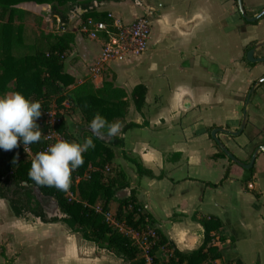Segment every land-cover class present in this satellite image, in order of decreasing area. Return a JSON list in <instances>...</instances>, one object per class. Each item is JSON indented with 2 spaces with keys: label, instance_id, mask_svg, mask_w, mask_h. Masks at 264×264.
Listing matches in <instances>:
<instances>
[{
  "label": "crops",
  "instance_id": "obj_1",
  "mask_svg": "<svg viewBox=\"0 0 264 264\" xmlns=\"http://www.w3.org/2000/svg\"><path fill=\"white\" fill-rule=\"evenodd\" d=\"M151 2L153 0H93V6L99 13L109 12L124 21L147 15L151 24L159 25L161 33L167 32L173 37L180 56L179 64H175L176 73L188 76L190 81H180L178 77L171 81L163 74L158 76L159 80H154V64L151 70L132 78V72L121 67L124 64H118L117 60L101 62L99 41L78 33L77 25L81 20L78 18L73 31L69 29L74 33V40L64 59V72L73 79L67 88L84 81L98 88L103 81H108L124 91L129 105L121 129L115 136L123 141L119 148L128 164L122 168L112 159L111 163L123 173L128 184L125 188L134 192L142 211L150 214L153 225L180 251L196 249L202 242L203 229L192 218L193 214L196 213V218L213 215L222 224L218 235L224 237L220 242L216 235L213 241L222 253V258L215 264L227 261L232 264L236 261L264 264V178L254 171L256 158L250 170L227 157L216 156L219 149L206 131L212 125L232 131L238 129L244 107L238 97L244 93L246 96L250 85L264 75V67L245 59V52L251 46L245 47L257 37H251L249 26L239 29L241 19L232 0H214L217 8L214 11V7L206 9L197 5L178 9L174 3L160 9ZM242 3L243 6L245 3V9L252 7L257 12L264 9V0H249L247 3L242 0ZM117 10L127 12L129 18H123L120 13L122 17L116 16ZM178 22L181 27L193 22V27L189 33H182L177 28ZM208 28L214 29L210 39L215 48L213 53L204 45L191 43L195 32ZM154 36L150 25L146 49L134 57L141 59L148 47L160 40H154ZM233 37L236 39L235 55L227 56L224 61L214 55L215 50L229 47ZM260 39H264V34ZM254 55H260L257 49ZM232 69L236 73L231 76ZM237 80L240 85L233 88ZM137 84L146 87L145 103L140 112L134 110L129 100L130 91ZM214 106H220L223 112L208 118L205 111ZM227 106L228 110H224ZM246 112V124L241 134H217L227 150L243 163H248L252 152L264 142V92L251 94ZM126 124L135 126L122 131ZM129 132L137 135L132 142L127 138ZM135 163L145 172L137 173ZM225 170L227 174L223 179ZM116 207L117 202L112 200L109 215L114 217ZM59 223L42 222L31 215L16 217L7 201L0 198V264H42L39 258L50 257L57 246L65 252L63 255L71 260V264H129ZM33 252H37L38 260Z\"/></svg>",
  "mask_w": 264,
  "mask_h": 264
},
{
  "label": "trees",
  "instance_id": "obj_2",
  "mask_svg": "<svg viewBox=\"0 0 264 264\" xmlns=\"http://www.w3.org/2000/svg\"><path fill=\"white\" fill-rule=\"evenodd\" d=\"M234 2L236 4V0ZM23 3L48 5L50 17L62 28L67 27L68 12L74 11L75 8L84 10L79 17L81 20L87 17L106 18L105 13L96 11L93 0H0V95L9 91L20 92L32 101H39V118H44L52 103L61 107L62 102L67 99L71 109H78L85 126L89 127L95 113H100L108 122H122L129 101L124 91L114 87L111 82L103 81L100 87L95 88L90 82L84 81L71 89L67 88L73 79L64 72V59L74 40L73 32L66 29L54 34L38 31L32 43L23 42L21 24L27 15L26 11L19 7ZM16 20L19 23H16ZM9 83H12L11 86ZM65 88L68 89L66 94L63 93ZM145 95L146 87L143 84H137L131 89L129 100L135 111L140 112L145 103ZM37 125L39 129L48 127L42 119ZM63 125L61 120L56 129L62 132L65 140L73 139V135L66 133ZM131 126L135 124L124 125L122 131ZM214 127L215 125L207 127V133ZM86 132L95 146L83 153L84 163L71 174L67 190L72 195L76 194L75 198H69L67 190L36 185L28 177L32 159L22 155V145L19 142L18 146L10 151L0 150V198L7 201L14 216L24 217L29 214L42 222H61L71 232L79 233L83 240L105 249L129 264H215L217 259L222 258L221 251L213 243L222 226L216 216L200 215L196 218V213L193 214L192 218L203 229V239L196 249L183 252L153 225L150 214L142 211L133 191L126 199H116L115 192L128 184L124 181L121 171L106 176L103 167L111 163V147H121L123 141L114 135L112 142H104L92 132ZM103 132L107 133L106 127L100 133ZM77 133L76 137H79V130ZM46 140L41 133L40 140L28 146L32 152L37 153L46 146ZM218 149L216 156L226 157L219 147ZM135 170L137 173L144 171L138 163H135ZM226 174L227 170L223 179ZM31 186L38 187L43 195L54 197L65 216L60 219L46 218L31 191ZM112 200L117 202L114 213L117 223L136 233L146 232L151 228L154 235L147 237L149 247L146 252L149 262L139 255L140 249L134 238L113 227L105 218ZM97 202H100V210L95 208ZM218 239L222 242L224 237L218 235ZM160 248L168 250L167 260H160L156 256ZM225 264L232 262L227 261ZM234 264L242 263L236 261Z\"/></svg>",
  "mask_w": 264,
  "mask_h": 264
},
{
  "label": "rangeland",
  "instance_id": "obj_3",
  "mask_svg": "<svg viewBox=\"0 0 264 264\" xmlns=\"http://www.w3.org/2000/svg\"><path fill=\"white\" fill-rule=\"evenodd\" d=\"M248 1L249 0H246V3ZM232 2L233 4H235L234 0H232ZM158 3H160V6L158 5ZM171 3H174V5L178 9H187V8L194 7L195 5L201 6L202 8L204 7L206 9H211L214 7L212 11L217 9L215 5L216 2H214V0H153V2H151V4L155 8H160V9L166 8V6L168 7ZM242 6H243V3H242ZM19 7L25 10L27 13V15L25 16V19H23L22 24H21L23 27V37L22 38H23L24 43L26 44L32 43L33 39L37 37L36 35L38 31L39 32L41 31L42 33H45V34H48V33L54 34L57 32H61L63 30L61 29L62 26H60L58 22H56L50 17V11H49L48 5L37 6L32 3L30 4L25 3V4H21ZM244 7H245V3L243 6V9L246 15L249 17L258 13L257 11L253 10L252 7H247L246 9ZM115 12H116L115 13L116 16H120V17L123 16V18H129V15L127 14V12L125 13V11L117 10ZM68 13L71 14V12H68ZM119 13L123 15L121 16ZM15 22L19 23L18 20H16ZM75 24L76 23H74V27H75ZM246 26H249L248 27L249 34H251V37H257V38L251 39V42H249V44L245 48H247L248 46H252V44H256L257 41L263 40V39L259 40V37L262 38L264 34V15L253 23L247 22L245 20L244 22L242 20L239 21V29L241 28L245 29ZM64 29H66L67 31H70V30L73 31V27H69V25ZM212 30L214 29L208 28L203 32L202 31L195 32V34L191 37V43L193 45L195 44L204 45V47L210 48V50L213 53L215 48L213 47L212 42L210 40L213 34L211 32ZM151 31H153L155 35L154 40L155 39H160V40L156 42L154 45L149 46L148 50L146 51V54H143V57L141 59L140 57L133 56V57H126V58L118 59L116 62L118 64H124L120 66L121 67L125 66L126 68H128V70L132 72L131 73L132 78L136 76V74H140L142 71H148L149 69L151 70V65L154 64L156 71L159 72L158 74L156 73V71L153 73V74H156L155 76L153 75L154 80L156 79L159 80L158 76H161L163 74L166 76L168 80H171V81H174L176 77H178L180 81H185V82L190 81L188 76H185V75L180 76V74L176 73L175 64L176 63L179 64L180 56L176 50L177 48L176 42L173 41L172 39L173 37L171 36V34L167 32L165 34L161 33L159 25L155 22L151 24ZM232 39L233 41L230 43L229 47L223 46L222 48L215 50L214 55L216 54L218 57L223 58V61L226 60L227 56L229 57V55H235V53L237 52L236 48L234 47V43L236 39L235 37H233ZM219 40L221 41L222 37L219 36ZM257 53H259L260 54L259 56L261 57L264 56V45L257 48ZM256 64L260 65L259 67L261 68L264 67V61L257 62ZM115 66L116 65H114L113 67ZM261 68H258V70L262 71ZM235 73H236V70H234L230 75L232 76ZM165 76H164V80H165ZM9 84H12V83H9ZM239 85L240 84L237 80V83L233 84V88H237ZM67 92H68V89L65 88L63 93L66 94ZM260 92L261 93L264 92V82H262L259 86H257V88L255 89V92H253V96L257 95V93H260ZM6 94H10V93H6ZM244 98H245V93L240 94V96L238 97V100L242 102V105L244 102ZM61 105H62L61 107H58L57 104L52 103V105L50 106V110L47 113H45L44 118H38L37 120V123H38L40 122V119H42L44 123L48 125L47 128L44 129L41 127L40 129V132L43 133L45 138H47L46 146L48 145L51 146L57 141L65 140L64 136L62 135V132L56 129V126L59 125L61 120L63 121V124H64L63 126H64V129L66 130V133H70L71 135H73V139L67 140V141L82 143L85 138L91 139V136L86 132V130L78 128L79 126L83 125L81 121L80 112L78 111V109L76 108L71 109L67 99L64 102H62ZM217 107L216 106L211 107V110L205 111V115H207L208 118L209 117L212 118L218 114H221L223 111L220 110V106H217ZM228 108L229 106H227V108H224V110H228ZM238 114H240V108H238ZM53 121L56 124L54 127H53L54 124H50ZM78 130H79V134L81 133V135H79V137H76V135L78 134L77 133ZM135 132L138 133L140 132V130H135ZM102 134H106V133L103 132ZM136 136H137L136 134L130 135V132L127 134V138L130 142H132V140H135ZM211 140L213 141V143H215L213 139ZM216 145L215 147L217 149L218 145L217 146ZM263 145H264V142L262 146ZM111 148L113 149V152H112L113 162L117 164L118 167L125 168L126 164L128 163L123 158L121 149L119 147H111ZM22 155L25 156V153L23 152V150H22ZM255 158H256V162L254 166V171L258 173L260 178H264V151L261 150L259 156ZM105 166H108V167L105 168ZM105 166L103 167V171L106 176H110V175L112 176L114 172L117 171L116 167L113 166L112 163H109ZM0 167H1V164H0ZM74 197H76V194L74 195ZM95 208L97 210H100V202L96 203ZM109 213L111 212L108 211L107 215L110 218L109 221L111 222L113 215L112 214L109 215ZM26 216H30V215L26 214ZM59 224H61L62 226L66 228V225H64L63 223H59ZM120 228L122 232L126 233V231H128V229L123 226H120ZM149 232H151V228H149L148 232H141V233H138L137 235L135 234L134 239L140 249V252H139L140 256L144 255L149 247L148 246L149 244L147 243V237L150 235ZM75 234L78 237H80L79 233H75ZM63 253L65 252L61 251L60 246H57L56 250L52 251V255L50 257L48 256L45 259H41V258L39 259L41 260L42 264H71L70 262L71 260H67L64 257ZM33 255L38 260L37 252H33ZM168 255H169V252L165 248H160L156 252V256L160 260H167Z\"/></svg>",
  "mask_w": 264,
  "mask_h": 264
},
{
  "label": "clouds",
  "instance_id": "obj_4",
  "mask_svg": "<svg viewBox=\"0 0 264 264\" xmlns=\"http://www.w3.org/2000/svg\"><path fill=\"white\" fill-rule=\"evenodd\" d=\"M41 103L26 98L20 92L0 95V150L10 151L20 145L38 142L41 132L36 121L41 116ZM107 128L109 137L120 129L119 121L108 122L100 113H95L89 128L100 133ZM92 139L82 143L60 140L45 151L35 154L31 161L28 177L38 186L55 187L66 191L71 174L84 163L83 153L93 148Z\"/></svg>",
  "mask_w": 264,
  "mask_h": 264
},
{
  "label": "built area",
  "instance_id": "obj_5",
  "mask_svg": "<svg viewBox=\"0 0 264 264\" xmlns=\"http://www.w3.org/2000/svg\"><path fill=\"white\" fill-rule=\"evenodd\" d=\"M150 25V19L147 15H141L129 21H124L121 18L114 17L111 13L106 12V18L104 19L87 17L83 20H80L77 25V30L80 35L88 39L99 41L101 55L100 61L107 62L110 60H118L125 57L137 56L143 53L146 49V44L150 33ZM50 124H54L53 127L56 125L54 121ZM48 147L49 145L39 149L38 152L45 151ZM22 150L25 153V156L27 155L28 157H26L30 159H33L36 154L32 152L28 145H23ZM66 194L69 198H75L74 195H72V193L68 190L66 191ZM107 213L108 212L105 213V218L107 221L112 226L114 225L113 227H116L121 231L120 226L123 225L117 223L114 220V217H112L111 223L108 219L109 217ZM148 231L149 229L146 232ZM125 234L135 238V234L137 235L138 233L128 229ZM149 234L150 237H153L154 235L152 231L149 232ZM147 243L149 244L148 241ZM142 256L145 257L149 262L146 253Z\"/></svg>",
  "mask_w": 264,
  "mask_h": 264
},
{
  "label": "water",
  "instance_id": "obj_6",
  "mask_svg": "<svg viewBox=\"0 0 264 264\" xmlns=\"http://www.w3.org/2000/svg\"><path fill=\"white\" fill-rule=\"evenodd\" d=\"M236 6H237V10H238L240 16L243 17L244 20L247 22L253 23L257 19H259L260 17H262L264 15V9H262L255 15H252L250 17L247 16L244 9H243V6H242V0H236ZM83 12H84L83 9L75 8V10L71 12V14H68V18H69L68 25L70 27H73L74 22L80 17V15ZM192 27H193V22L187 23L184 27L183 26L181 27L179 22L177 23V28L182 33H189L191 31ZM262 45H264V39L262 41L256 43V44H254L253 46H251L245 52V59L250 63H257V62L264 61V56L261 57V56H255L254 55L255 49H257L258 47H260ZM262 82H264V75H262L261 77L256 79L250 85L249 89L247 90V93L245 96V101H244V107H243L242 112H241L240 123H239V127L237 130L232 131V130H229L227 128L218 126V127L212 128L210 131V134H209L210 138L214 140V142L223 151V153L226 155V157L229 160H231L232 162H234L237 165H239L240 167H242L243 169H250L252 167L258 151L259 150L264 151V146H259V148L255 149L252 152L248 163H243V162L239 161L237 158H235L234 155L231 152H229V150H227V148L223 145V143L217 138V134L222 133V134H227V135H231V136H238L239 134H241V132L243 131L245 124H246V118H247L246 107H247V104L249 102L250 96L255 91L257 86H259ZM80 128L92 132L88 126L82 125ZM93 134L95 137L99 138L100 140H102L104 142H112L113 141V137L112 136L109 137L107 135V133L106 134L93 133ZM31 191H32L36 201L40 205L42 212L46 218H48V219H53V218L60 219V218L65 216V214L61 211V209H60V207H59V205H58V203L54 197L49 196V195H43L41 193V191L39 190V188L36 186H31ZM129 195H130V191L128 188L119 189L115 192V197L118 200L126 199L127 197H129Z\"/></svg>",
  "mask_w": 264,
  "mask_h": 264
},
{
  "label": "flooded vegetation",
  "instance_id": "obj_7",
  "mask_svg": "<svg viewBox=\"0 0 264 264\" xmlns=\"http://www.w3.org/2000/svg\"><path fill=\"white\" fill-rule=\"evenodd\" d=\"M236 5V4H235ZM236 8H237V6H236ZM238 11V10H237ZM240 15V14H239ZM240 19L244 22V19L240 16Z\"/></svg>",
  "mask_w": 264,
  "mask_h": 264
}]
</instances>
